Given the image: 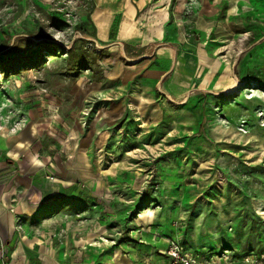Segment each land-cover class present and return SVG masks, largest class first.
I'll list each match as a JSON object with an SVG mask.
<instances>
[{"label":"rangeland","instance_id":"obj_1","mask_svg":"<svg viewBox=\"0 0 264 264\" xmlns=\"http://www.w3.org/2000/svg\"><path fill=\"white\" fill-rule=\"evenodd\" d=\"M127 1L0 0V137L37 155L46 183L75 169L74 194L41 209L102 206L91 225L106 245L82 264L144 259L129 249L150 227L151 246L177 239L196 264H264V0H210L200 25L169 22L147 43L118 39ZM166 49L162 78L145 77ZM180 50L195 54L187 87L172 81Z\"/></svg>","mask_w":264,"mask_h":264},{"label":"crops","instance_id":"obj_2","mask_svg":"<svg viewBox=\"0 0 264 264\" xmlns=\"http://www.w3.org/2000/svg\"><path fill=\"white\" fill-rule=\"evenodd\" d=\"M212 10L213 6L210 0H158L156 3H147L145 0H136L134 3L127 1L124 4L123 17L119 21L118 39L124 42L140 38L144 41L143 43H147L152 40L154 35L160 36V32L164 30L167 23L170 22L177 29H180V26L185 29L190 25L198 26L202 23L204 16ZM137 14L139 16L135 18ZM186 52L181 50L177 53L174 52L176 63L173 65L172 81L179 87H187L193 78L194 70L191 64L195 61L193 59L195 54L191 51ZM171 53V49L163 50L158 55V63L155 68H150L145 77H148L147 74H149V78H162ZM15 142L13 137H0V264H82L78 262V258L82 254L81 251L92 250L96 253V251L102 250L103 245H106L104 242H100L103 244L99 248L98 240L105 239L101 235L103 230L94 232L91 225L93 207H97L96 210L100 211L102 206L94 203L93 199L85 197L79 200V206L85 208L84 213L81 210L69 209L66 210L68 215L58 216L56 211L53 213V209L47 208L46 211L41 209L40 204L47 199L52 200L61 195L62 186H64L62 188L63 195L67 192L68 195L74 194V184H69V181L75 169L52 167L50 171L57 175L54 182L58 183H46V179L43 177L46 170L37 166L39 164L37 155L21 159L17 156L16 149L12 147ZM2 151L7 152L6 154L13 160L12 163L3 159ZM53 190H56V195L52 194ZM53 195L54 198H52ZM54 202L56 200L53 201V204ZM71 203L73 204L71 205ZM75 205L76 200L70 199L69 206ZM79 212H81L80 215L77 214ZM52 213L53 215H51ZM102 215L108 218L107 214ZM47 216L51 218L44 220ZM58 218L65 219L63 223L67 225L49 229V232L42 227L51 223L49 221ZM103 223L102 220H99L100 227L103 226ZM140 229L138 227L134 233ZM153 229L154 227H150L148 234H143L145 240H139L138 244H132L133 247L129 249V251L134 250L138 245L149 247L144 259L140 257L135 260V257L126 251L129 253L124 254L127 261L125 258L122 259L127 263L111 262V255L102 259L101 263L168 264L166 256L158 253L157 247L151 246L146 240L150 237ZM158 231L161 233V228ZM49 233H52L51 237ZM64 237L68 241V256L66 252L62 251L64 249H61V238ZM47 239L51 242L50 244H45L44 240ZM56 241H58V246L55 244ZM64 254L66 257L62 256ZM84 264H94V259L91 256L90 258L86 257Z\"/></svg>","mask_w":264,"mask_h":264},{"label":"built area","instance_id":"obj_3","mask_svg":"<svg viewBox=\"0 0 264 264\" xmlns=\"http://www.w3.org/2000/svg\"><path fill=\"white\" fill-rule=\"evenodd\" d=\"M167 247L158 249L159 253L164 254L168 264H196L195 257L187 252L177 239H165Z\"/></svg>","mask_w":264,"mask_h":264}]
</instances>
